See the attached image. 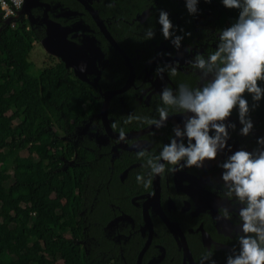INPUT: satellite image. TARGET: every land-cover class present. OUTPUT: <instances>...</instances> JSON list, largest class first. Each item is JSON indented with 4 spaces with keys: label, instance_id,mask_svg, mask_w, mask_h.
I'll list each match as a JSON object with an SVG mask.
<instances>
[{
    "label": "flooded vegetation",
    "instance_id": "1",
    "mask_svg": "<svg viewBox=\"0 0 264 264\" xmlns=\"http://www.w3.org/2000/svg\"><path fill=\"white\" fill-rule=\"evenodd\" d=\"M24 1L21 19H27L32 27L44 30L45 36L48 33V22L59 24L70 42L82 46L94 58L91 65L93 68L90 70L87 66L84 72L87 80L83 81L92 86L97 82L93 87L99 89L102 104L103 92L122 88L131 75H134L133 84L128 90L112 96L107 113L109 125L115 122L117 128H125L126 143L116 141L117 131L111 126L114 135L110 136L107 132L101 114L102 105L98 113L77 127L75 134L68 136L69 140L75 141L73 136L81 131L83 143L87 136H96V144L102 142V145L98 151H94L95 154L99 158L109 157L110 163L111 176L99 185L93 202L82 211L84 222L87 223L90 214L85 215L86 212L93 213L97 209L102 212L105 207V211L100 213L103 215H100L102 221L97 224L98 235L91 236L86 231L83 244L87 246L94 242L96 248H101L105 237L110 244L108 264H130L131 258H135L134 264H139L140 253L148 241L150 244L140 259V264H199L202 252L212 246L214 259L218 264H223L225 253L235 240L229 239L233 235L232 222L215 219L218 206L227 204L218 194L219 169L211 163L202 169L166 172L153 179L148 189H144L135 180L137 173L145 171L141 167L142 161L136 159L135 152L140 147L148 148L153 153L158 152L161 144L168 140L171 125L179 117H170L167 126L153 136L147 126L139 123L134 127L136 122L125 125L120 116L128 109L127 104L138 111H147L148 115L155 114L162 82L154 78L152 69L156 63L170 59L165 53L172 52L171 58H177L171 46L160 37L159 26L155 24L157 9H167L174 23L193 32L192 39L198 44L203 36L202 43L211 46L210 33H202L200 29L208 27L214 30L218 25L221 27L220 18L213 10V3H201L202 14L197 20L186 23L189 18L184 12L182 0ZM149 26L156 29V37L152 41L141 42L143 32ZM190 42L186 38L183 43ZM112 54L114 56L111 59ZM119 59L124 68H117ZM150 60L152 63H149ZM70 69L75 74L74 68ZM103 78L106 82L119 86L103 89ZM165 81L172 87L177 82L195 86L196 77L191 72L181 70L171 81L165 76ZM114 98L119 102L112 106L110 112V104ZM114 114L118 116L114 117ZM96 116L98 123L90 125ZM262 130L258 128L257 134L264 132ZM233 139L237 144L251 145L253 142L252 137L240 138L235 134ZM112 178L114 181L111 182ZM183 238L190 252L184 248ZM99 252L106 257V250L101 249Z\"/></svg>",
    "mask_w": 264,
    "mask_h": 264
},
{
    "label": "trees",
    "instance_id": "2",
    "mask_svg": "<svg viewBox=\"0 0 264 264\" xmlns=\"http://www.w3.org/2000/svg\"><path fill=\"white\" fill-rule=\"evenodd\" d=\"M215 4L214 13L226 26L235 12ZM45 35L27 19L0 32V264H108L105 237L101 248L83 244L87 232L98 235L105 207L86 212L87 223L82 211L111 176L109 157L99 158L92 142L68 139L98 113L102 97L62 59L33 71L30 54ZM117 68H124L120 59ZM117 86L101 81L103 89ZM118 102L112 99L110 112ZM127 107L123 120L129 114L148 116ZM253 119L264 131V106Z\"/></svg>",
    "mask_w": 264,
    "mask_h": 264
},
{
    "label": "clouds",
    "instance_id": "3",
    "mask_svg": "<svg viewBox=\"0 0 264 264\" xmlns=\"http://www.w3.org/2000/svg\"><path fill=\"white\" fill-rule=\"evenodd\" d=\"M215 2L235 15L226 26L200 29L210 33L211 46L202 43L203 36L198 44L193 32L174 23L167 9H157L160 37L177 58L165 53L170 59L152 69L154 78L162 82L155 114H129L123 124L137 120L154 136L170 117L178 116L158 152L145 147L136 150V159L145 169L135 176L136 183L148 189L153 179L166 172L214 163L219 169V198L227 202L218 206L215 219L232 222L229 239L235 240L223 264H264V132L257 134L253 119V113L264 106V0ZM201 3L211 5L213 0H182L189 18L186 23L202 14ZM155 37L156 29L149 26L141 42ZM186 38L191 42L184 44ZM77 69L83 73L87 65L81 63ZM181 70L196 77L195 86L185 82L169 86L165 76L171 81ZM110 126L117 131L116 141L126 143L125 128H117L115 122ZM233 134L252 137L253 142L237 144ZM199 264H218L212 246L202 252Z\"/></svg>",
    "mask_w": 264,
    "mask_h": 264
},
{
    "label": "water",
    "instance_id": "4",
    "mask_svg": "<svg viewBox=\"0 0 264 264\" xmlns=\"http://www.w3.org/2000/svg\"><path fill=\"white\" fill-rule=\"evenodd\" d=\"M21 13H23V10L21 11ZM48 26L49 27H48L47 36H45L42 39V41H44L47 48L51 50V52L60 56L61 59L66 63V66L68 68L73 67L75 70V74L79 78H81L82 80H87L84 72L83 73L79 72L77 69V66L80 65L81 63H84L87 66H89L90 70H92L93 67H91V62L92 64L94 63V58L89 56L87 51L82 46L76 43L70 42L66 38L65 31L59 26V24L48 22ZM48 41L49 42L51 41L52 47L49 45ZM124 56L126 55L124 54ZM133 80H134V75L132 74L130 79L127 81V83L122 88L118 90H108L106 92H103L104 101L102 104L101 114L103 117L104 124L107 128V132L109 133L110 136L114 135L110 128V125L108 124V116H107L110 100L114 94L128 90L132 86ZM96 81H98V78L96 79ZM96 85H97V82L93 86H96ZM182 240L184 242V248L190 252L185 239L183 238ZM149 244L150 243L148 241L145 247L142 249V252L140 253V256H139V264L141 262L140 259L142 258Z\"/></svg>",
    "mask_w": 264,
    "mask_h": 264
},
{
    "label": "rangeland",
    "instance_id": "5",
    "mask_svg": "<svg viewBox=\"0 0 264 264\" xmlns=\"http://www.w3.org/2000/svg\"><path fill=\"white\" fill-rule=\"evenodd\" d=\"M213 5L216 6L215 2H213ZM213 10L215 12V9H213ZM217 28H219V25ZM49 45L52 47L51 41L49 42ZM59 59H61V57L58 56L57 54L51 52V50H49L47 48V46L45 45L44 41H41V42L35 44L34 49H33L32 53L30 54L29 62H31V67H32L33 71H38V70H40V69H42V68H44V67H46L52 63L57 62ZM91 65H92V62H91ZM97 123H98V118L96 116L95 119L91 120L90 125H95ZM82 136H81V131H79V134L76 135L75 137L73 136V139L75 140V142L80 143ZM84 142L85 143L86 142H92L93 149L95 151H98L99 147L102 145V142L98 143V145L96 144V136H90V137L87 136L86 139L84 140ZM103 142L107 143V141H103ZM81 143H83V142H81ZM58 264H60V263H58Z\"/></svg>",
    "mask_w": 264,
    "mask_h": 264
},
{
    "label": "built area",
    "instance_id": "6",
    "mask_svg": "<svg viewBox=\"0 0 264 264\" xmlns=\"http://www.w3.org/2000/svg\"><path fill=\"white\" fill-rule=\"evenodd\" d=\"M24 4V0H0V32L4 25H16L21 19Z\"/></svg>",
    "mask_w": 264,
    "mask_h": 264
}]
</instances>
